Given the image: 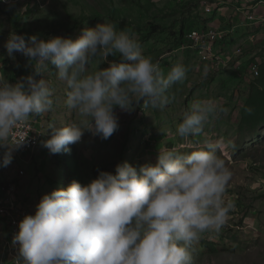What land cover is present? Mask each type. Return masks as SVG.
Listing matches in <instances>:
<instances>
[{"label": "clouds", "instance_id": "clouds-1", "mask_svg": "<svg viewBox=\"0 0 264 264\" xmlns=\"http://www.w3.org/2000/svg\"><path fill=\"white\" fill-rule=\"evenodd\" d=\"M28 40L13 31L4 43L10 58L20 52L29 59L33 73L15 83L0 74V167H7L13 152L24 146L25 138H14L13 130L53 107L44 78L49 66L65 83V102L79 117L49 126L52 134L43 147L53 154L70 151L68 146L80 142L85 130L111 137L118 128L114 106L131 112L133 101L142 100L165 107L173 99L168 90L186 78L179 63L164 74L136 39L106 20L84 27L75 39L45 41L32 35ZM117 55L118 60L108 59ZM97 57L108 66L98 64L89 72ZM221 111L212 100L191 104L176 125L183 142L160 147L155 164L138 171L124 161L115 166V174L100 171L86 185L73 180L44 194L35 214L19 222L13 238L21 258L16 264H192V243L205 232L219 231L234 207L224 198L232 173L218 155L220 142L207 136L192 139Z\"/></svg>", "mask_w": 264, "mask_h": 264}, {"label": "rangeland", "instance_id": "rangeland-1", "mask_svg": "<svg viewBox=\"0 0 264 264\" xmlns=\"http://www.w3.org/2000/svg\"><path fill=\"white\" fill-rule=\"evenodd\" d=\"M207 3L213 7L211 13L206 11ZM249 16L254 20H248ZM105 20L136 39L164 74L177 63L186 68V78L168 90L171 103L153 108L142 100L138 104L133 101L131 112L114 106L118 128L111 137L102 139L85 130L80 142L70 144V151L55 153L52 160L54 154L43 147L52 134L49 126L71 123L79 117L65 102V83L49 66L44 78L53 92V107L44 115L30 117L41 120L36 122V128L44 131L39 148L33 155L13 154L12 162L0 167V180L17 186L35 211L44 194L66 188L61 179L65 171L57 168L58 162L72 163L74 156L72 180L82 185L97 178L100 171L115 174V166L124 161L139 171L141 165L157 162L160 147L183 142L176 134L182 112L196 101L212 100L223 111L209 119L200 137L192 139L202 141L207 136L220 142L218 155L232 173L224 198L234 207L219 231L205 232L192 243V264H264V127L245 133L239 129L245 99L255 83L250 78L252 64L264 65V0H0V74L15 83L33 73L32 64L22 53L15 52V59L7 55L4 43L11 32L24 35L26 43L32 35L45 41L55 36L75 39L84 27L95 28ZM150 22L160 24L163 32L148 36ZM197 25L237 27L222 50L226 59H232L230 63L222 67L201 63L196 52L177 44L180 36L175 34ZM108 59L118 60L119 55ZM98 64L108 66L97 57L88 66L89 72ZM15 68L24 69L23 74L19 76ZM51 180H58V185L52 186ZM3 230L0 228V264H11L9 257L3 258ZM203 243L215 244L220 253H208Z\"/></svg>", "mask_w": 264, "mask_h": 264}, {"label": "built area", "instance_id": "built-area-1", "mask_svg": "<svg viewBox=\"0 0 264 264\" xmlns=\"http://www.w3.org/2000/svg\"><path fill=\"white\" fill-rule=\"evenodd\" d=\"M205 8L207 12L211 13L213 11L212 5L208 3ZM248 20L253 21L254 16H249ZM236 29L237 27L223 29L209 26L200 31L194 30L186 35L187 48L199 55L201 63L222 67V64H228L232 61L231 58L226 59L224 57L222 50L227 37L234 35ZM237 54H241V51H238ZM260 67L259 64H252L250 76L252 83L259 79L261 75ZM36 122H41V120L33 121L29 118L28 121L21 123L13 130L14 138H25L24 146L15 150L13 154L18 152L33 153L39 147L44 131L36 128ZM25 215H32L30 203L20 195L17 186L10 184L8 181H0V228L4 229L1 236L3 240L4 232L7 229L9 231L7 241L5 244L3 242L2 245L3 258L6 260L9 257L11 264H16V261L21 259L18 251L19 246L13 243V238L19 231V222Z\"/></svg>", "mask_w": 264, "mask_h": 264}, {"label": "trees", "instance_id": "trees-1", "mask_svg": "<svg viewBox=\"0 0 264 264\" xmlns=\"http://www.w3.org/2000/svg\"><path fill=\"white\" fill-rule=\"evenodd\" d=\"M149 29H148V36L151 35H157L159 33H162L163 30H161V25L157 24L155 22L148 23ZM205 29L202 27V25H197L191 28V30L186 32V28H183L181 31H179V34H175V37H179L177 44H183L187 48L188 42L186 41V35L194 30H203ZM182 45V46H183ZM10 59H5L6 64H8V67L10 70L13 69L12 66H9ZM24 63V61L22 62ZM19 70V76L23 74L24 69H17ZM261 75L257 81L253 84V87L245 99L244 107L241 112V121L239 124V129L242 133L245 132H253L256 129H260L264 127V65L260 68ZM39 121V119L37 120ZM56 158V154L53 155L52 160ZM73 162L67 164L65 161H60L57 164V168L61 170V172L65 171L64 179L61 177L62 180H64V184H66V187L71 183L73 180V174L76 170V158L73 156ZM2 182H5L3 180H0ZM51 185L56 186L58 185V180L54 181L51 180ZM63 186V185H62ZM9 234L8 229L4 232V244L7 241V236ZM202 247L207 248L208 253L218 254L220 253V250L218 249V246L212 243H203ZM193 249V248H192Z\"/></svg>", "mask_w": 264, "mask_h": 264}, {"label": "crops", "instance_id": "crops-1", "mask_svg": "<svg viewBox=\"0 0 264 264\" xmlns=\"http://www.w3.org/2000/svg\"><path fill=\"white\" fill-rule=\"evenodd\" d=\"M0 153H3V149H1V152ZM21 172H24L25 173V171L24 170H22ZM26 174V173H25ZM23 198H25L28 202H29V197H24V196H22ZM33 204H31V206H30V210H31V213H32V215H34V213H35V211L33 210ZM2 239V238H1Z\"/></svg>", "mask_w": 264, "mask_h": 264}]
</instances>
